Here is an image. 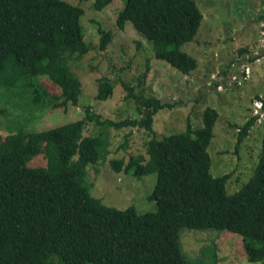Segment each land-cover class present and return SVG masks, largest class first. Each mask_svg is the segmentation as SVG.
<instances>
[{
    "label": "trees",
    "instance_id": "1",
    "mask_svg": "<svg viewBox=\"0 0 264 264\" xmlns=\"http://www.w3.org/2000/svg\"><path fill=\"white\" fill-rule=\"evenodd\" d=\"M112 2L93 0L92 7L102 10ZM122 2L116 17L119 28L131 23L152 45L154 56L181 74L196 69L197 59L181 49L193 41L202 21L195 0ZM84 12L79 3L66 0H0L1 86L25 87L33 108L50 99L53 107L76 105L81 83L74 68L89 51L80 25ZM100 40L105 50L113 33L102 32ZM40 76L53 82L59 93L48 94ZM122 85L126 96L136 99L141 118L120 125L153 132L148 158L130 157L125 169L136 176L156 173L150 199L157 209H117L91 196L82 178L87 165L102 156V148L101 137L83 134L87 120H92L89 110L81 119L48 129L0 132V264H189L181 250L182 227L238 233L246 260L264 264V125L253 171L238 190L228 192L230 173L211 174L207 149L217 110L204 108L196 128L189 123L184 131L158 136L154 118L172 104L154 95H136L128 83ZM97 87L96 99L113 95L107 76L97 80ZM259 99L264 109V98ZM33 119V114L15 118L27 123ZM255 121L256 116L250 117L239 127L237 146ZM38 153L46 165L28 166ZM111 163L119 171L123 160Z\"/></svg>",
    "mask_w": 264,
    "mask_h": 264
},
{
    "label": "rangeland",
    "instance_id": "2",
    "mask_svg": "<svg viewBox=\"0 0 264 264\" xmlns=\"http://www.w3.org/2000/svg\"><path fill=\"white\" fill-rule=\"evenodd\" d=\"M66 1L84 8L80 25L89 45V51L74 68L81 83L77 104L65 109L53 107L54 100L50 99L33 108L27 101L25 87L14 89L0 84V109L5 110V114L0 113V132L48 129L81 119L89 110L92 120H87L83 134L101 137L102 148V156L87 165L82 178L89 193L117 209L133 205L138 213L155 211L157 204L150 195L156 185V173L136 176L131 169H125L130 157L148 158L147 143L153 136L144 127L120 125L125 119L141 118L136 99L126 96L122 85L125 82L136 95H154L172 104L154 118L158 136L184 131L189 123L196 128L201 125L203 109L215 108L218 114L207 148L210 171L214 176L230 173L227 191L238 190L253 171L263 133L264 113L259 109L254 113V102L264 98V0H195L202 11V21L193 41L181 46L197 59L196 69L187 75L156 58L152 45L131 23L123 28L117 26L122 0H113L102 10L93 9V0ZM107 31L113 33V40L103 50L101 34ZM103 76L114 86L113 95L104 101L95 97L97 80ZM38 80L48 94L59 93L47 77L40 76ZM22 114H33L34 119L29 123L15 120ZM253 116L255 123L237 146L239 127ZM96 117L100 122H96ZM8 120L13 121L4 128ZM114 159L123 160L119 171L112 167ZM46 163L38 153L27 164L38 167ZM179 235L189 264H261L246 260L238 233L182 227Z\"/></svg>",
    "mask_w": 264,
    "mask_h": 264
},
{
    "label": "built area",
    "instance_id": "3",
    "mask_svg": "<svg viewBox=\"0 0 264 264\" xmlns=\"http://www.w3.org/2000/svg\"><path fill=\"white\" fill-rule=\"evenodd\" d=\"M254 113H258V109L259 110H261V108H262V103H261V101H259V100H256L255 102H254ZM264 113V112H263Z\"/></svg>",
    "mask_w": 264,
    "mask_h": 264
},
{
    "label": "clouds",
    "instance_id": "4",
    "mask_svg": "<svg viewBox=\"0 0 264 264\" xmlns=\"http://www.w3.org/2000/svg\"><path fill=\"white\" fill-rule=\"evenodd\" d=\"M258 100L262 102V100H261V99H258ZM261 111H262V112H264V109H263V103H262V108H261Z\"/></svg>",
    "mask_w": 264,
    "mask_h": 264
}]
</instances>
